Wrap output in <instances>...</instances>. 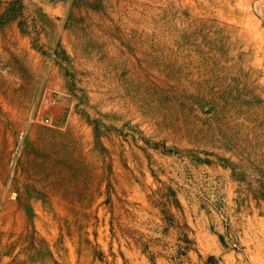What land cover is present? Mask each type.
I'll list each match as a JSON object with an SVG mask.
<instances>
[{
    "label": "rangeland",
    "instance_id": "374dc122",
    "mask_svg": "<svg viewBox=\"0 0 264 264\" xmlns=\"http://www.w3.org/2000/svg\"><path fill=\"white\" fill-rule=\"evenodd\" d=\"M0 264H264V0H0Z\"/></svg>",
    "mask_w": 264,
    "mask_h": 264
}]
</instances>
